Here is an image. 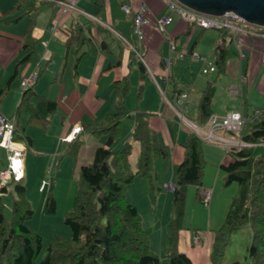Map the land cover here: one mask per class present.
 <instances>
[{"label":"crops","instance_id":"crops-1","mask_svg":"<svg viewBox=\"0 0 264 264\" xmlns=\"http://www.w3.org/2000/svg\"><path fill=\"white\" fill-rule=\"evenodd\" d=\"M145 2L151 17L154 18L163 13L164 8L161 0H145ZM16 4L19 6L14 7ZM53 19H56L57 24L51 28ZM75 26L81 27L85 38L77 48L71 44L66 51L64 42ZM131 31V17L122 11L119 0H78L74 11L65 10L55 0H0V90L4 89L0 93V113L10 117L14 116L15 108L18 106L22 94L20 78L37 70V79L30 89L31 95L28 96V102L35 105L36 95L56 101L53 113L59 114L61 125L53 136L56 151L52 155L55 157L59 152L58 147L61 140L66 141L65 151L67 152L68 140L72 137L73 131L84 124L99 123L109 113L115 111L119 99L115 81H118L117 85L121 86L123 78L126 77L128 89L123 96V103L129 111V116L124 117L130 118L132 125L130 126V137L124 141L131 143V150L137 151L138 156L139 142L131 136L134 124L132 117L135 109L146 112L149 128L156 133L158 140L167 146L168 156L164 160L170 163L174 174L175 167L183 157L181 143L191 131L187 126L179 124L174 110L163 100L162 92L159 89L170 97L175 88L188 87L190 89L187 102L188 111L194 113L193 121L197 122V107L201 90L206 81L213 78L211 77L212 73L200 79H198L199 77L194 79L193 74L196 70L199 71L200 64L189 62L187 58H180L175 59L170 71V79L167 83L164 82L162 61L169 54L168 41L153 25H148L143 29L140 40L133 36V43L141 52L144 66V72L140 74L134 58L135 54L124 41L125 38H122L130 37ZM166 33L173 38L178 48H192L203 55L211 56L215 44L223 43L232 52L225 62L223 72L227 77L224 82V84L226 83L225 88L223 86L222 90L217 89L216 91L215 87L210 104L212 112L222 114L231 109H239L244 113V104L248 103L249 97L247 92L245 93L247 97L244 99L243 92L252 89V86L260 94L264 103V63L260 61L261 52L264 51L263 36L239 33L236 34L235 41L233 39L227 41L228 36L223 39L217 30L189 26L186 21L177 16H173L172 22L166 25ZM236 41L239 42L240 51L245 54V58L240 61V64L236 61ZM25 42H30V48L23 45ZM183 67L189 70L186 83H183ZM240 73L245 77L242 95L241 97L231 96L238 99V102H227L226 85L230 81L239 80ZM12 75L13 77L5 88ZM145 75L147 78H144ZM130 77L133 84H137L133 106L125 104V97L131 85ZM216 80L217 77L215 82ZM139 86H141V90L137 98ZM140 97L143 98V101L140 100ZM128 101L131 99L126 100V103ZM21 111L22 114H20ZM53 113L49 116L48 125L45 128L39 124L31 123L29 121L30 113L24 110V107L20 108L15 117L17 129L14 137L19 135L22 138L21 141L14 138V143L22 147L20 152L22 179L27 173V158L45 153L32 146V135L40 133L27 128L29 125H33L36 126L35 128L47 130ZM19 115L22 116L20 121L17 120ZM173 116L177 125L176 129H173V126L170 127V123H173ZM182 127H185L186 131L181 130ZM86 133L106 134L86 131L81 134L82 141ZM68 134L69 136L65 139L64 137ZM26 135L31 139L30 145L24 141ZM124 141H121L120 138L119 144L111 148H117ZM98 145L100 144L93 146L86 159L92 160L93 151ZM78 149L76 152L79 154ZM46 153L51 154L50 151ZM227 160L228 156H226L225 162ZM75 164L74 162L73 167ZM143 178L145 177H135L127 185L126 194L129 196L126 199L136 206L140 214L149 247L159 253L166 248V223L169 220L171 198L167 192V182H163L162 186L165 189L163 193L158 186V193L152 198L149 182ZM160 179H164V176H159L158 180ZM208 184L209 179L204 180L199 189L209 187ZM216 186L217 180L211 187L214 190ZM215 203L216 197L212 196L209 201L211 212ZM210 218L209 213L207 216L208 225H210ZM200 232L203 233L204 238L199 245H196L191 241L193 233L181 228L178 234V250L185 252L193 264H212L209 259V251L213 231Z\"/></svg>","mask_w":264,"mask_h":264},{"label":"trees","instance_id":"trees-1","mask_svg":"<svg viewBox=\"0 0 264 264\" xmlns=\"http://www.w3.org/2000/svg\"><path fill=\"white\" fill-rule=\"evenodd\" d=\"M16 4L14 7H18ZM12 7V8H14ZM10 8V9H12ZM132 30V24H131ZM227 41L232 39L228 29H216ZM134 34L126 37L132 45ZM80 26L71 29L70 36L65 40L66 51L71 44L75 48L84 40ZM24 46L30 48V42ZM131 49V48H130ZM189 48L188 51H191ZM132 53L135 51L131 49ZM232 52L226 44L217 43L212 49L211 58L214 62L215 76L207 80L201 90L197 107V123L202 124L212 112L210 104L215 92V79L225 70V62ZM133 58V56H132ZM140 74L144 72L141 59L134 56ZM9 78L5 88H7ZM115 81L119 99L115 111L109 113L99 123L84 124L74 132L68 140L67 152L75 156L82 142L83 132H104V142L95 147L92 160L80 164L76 193L73 204L64 216V223L69 226L70 236L54 234L45 248V256L36 261L41 248V236L27 224L32 210L25 197L26 187L22 176L13 179L11 217L6 220L0 202V264H161L160 258L150 250L148 237L142 227L141 217L136 206L125 196L127 185L135 177L147 178L152 189L154 175L151 167L156 157L167 158V146L161 143L156 133L147 124L146 112L135 109L132 121L131 136L139 142L137 165L130 169L129 154L131 143L124 141L117 148H111L118 133L119 123L129 111L123 103V96L128 89L126 77L122 85ZM32 87V86H31ZM31 87L22 90L13 116L21 107L30 113L29 121L47 127L49 116L56 108V101L37 96L35 105L28 102ZM141 86L138 87L137 98ZM178 89L175 88V91ZM4 89L0 90V93ZM261 113L252 116L239 134L246 144L231 145L226 152L228 160L219 167L223 171V184L237 183L236 194L229 201L221 225L213 231L210 244L209 259L212 264L218 262L226 237L236 228L248 224L251 240L247 246V262L233 261L229 264H264V108ZM14 140V137H13ZM26 144H31L29 136L24 137ZM201 142L190 132L183 143V157L177 164L173 174V190L169 208V220L166 223V248L164 249L168 264H193L190 257L178 250V234L182 228L185 190L188 184H195L200 196L201 177L204 159ZM6 184L0 185V192L6 191ZM45 210L53 212L55 200L51 194L46 198ZM191 230V233H196Z\"/></svg>","mask_w":264,"mask_h":264},{"label":"rangeland","instance_id":"rangeland-1","mask_svg":"<svg viewBox=\"0 0 264 264\" xmlns=\"http://www.w3.org/2000/svg\"><path fill=\"white\" fill-rule=\"evenodd\" d=\"M188 71L189 70L186 67L182 68L184 77L183 83H186V79L189 76ZM198 72L199 71L196 70L193 74L194 79L197 77H199L198 79H200L204 76H208L210 73H212L211 77L215 76L214 72H208L204 74H198ZM216 77V91L217 89L222 90L223 86L226 84H224V82L227 80V77L224 75V73H220ZM144 78H147V75H145ZM130 82V90L125 97V104H127V106H133L137 86V84H133L131 77ZM153 88L157 93L154 85ZM142 93L143 91L141 92V95ZM245 93H247L249 97L248 103L244 104L243 111L245 115H250L252 110L254 109L264 108V103L260 97V94H258V92L254 89V86H252V89L243 92L244 99L247 97ZM227 94V102L233 103L234 101H239L238 99L237 101L235 98H232V95H230L228 91ZM128 99H131V101H128L126 103V100ZM140 100L143 101V98L140 97ZM188 110L189 107L187 103L186 116L191 120H194V113H191ZM20 114H22V111L20 112ZM21 117L22 116L19 115L17 117V120H22ZM60 125L61 123L59 114L53 113L50 118V125L47 130H44L42 128H35L36 126L34 127L33 125H29L27 128L28 130L34 129L35 131H38L40 133L32 135V146L37 150L45 152L27 158V173L22 179L23 183L26 186L25 197L28 200L30 208L32 210L31 216L26 219L25 222L33 231L37 232L41 236V248L36 257V261L45 256V248L54 234L70 236L71 231L69 226L64 223V216L73 204L77 188L76 178L78 177V165L90 161L89 159H86L87 154L93 148V146L101 144L106 136V134H84V140L82 141V143H80V147L78 146L79 154L76 152L77 155L75 154V156H71L65 151L66 141L61 140L58 147L59 152H57L54 157L52 153H54L56 150L55 140L53 136ZM131 125L132 122L130 118L124 117L122 119L119 126V133L115 136L111 147H116L117 144H119L118 140H120V138L121 141H124L127 140L126 138L130 137ZM170 127H172L173 129L177 128L174 116L173 123H170ZM181 130L186 131V128L182 127ZM14 138L18 141H21L22 139L19 135H15ZM159 138L162 140L161 137ZM0 148L2 149L0 151V169H2L5 165L8 164V158L6 156V153L4 152L5 149L1 146ZM20 148L22 149V147ZM48 151H50L51 154L46 153ZM201 151L204 159L201 182L209 179L208 185L209 187H211L214 186V183L217 180V186L214 188L212 194L213 197H216V203L213 207V211L211 212L210 205H203L200 202L199 197H197V186L195 184H188L185 190L182 229L189 231H193L196 229V231H203L204 233H207L208 231H214L221 225L229 201L236 194L238 185L235 182L227 185L223 184V171L219 167V164L225 162L227 154L221 145L202 141ZM136 159L137 151L135 152L132 149L129 154L131 170H134L136 168ZM74 162L76 163L75 167H73ZM151 167L155 175V177L153 176L152 178L154 186L152 187V189H150V194L153 198L158 193V186L160 187V191L163 193V191L165 190L162 186L163 182H168L169 180L171 182L173 181V171L171 169L170 163L168 161H165L164 158L161 157L154 158L152 160ZM159 176H164V179L158 180ZM146 179L145 181L147 182L148 180ZM12 180L13 179L8 176L6 183L7 190L0 192V202L6 220H9L11 217L12 199L16 198L15 193L12 192ZM167 192L169 197L172 198V192L170 190H168ZM48 194H51L55 200V209L53 212H47L45 210V204L47 201L46 198ZM125 196L127 198L129 196L126 194V190ZM209 213L211 215L210 225L207 224V216ZM250 240L251 233L248 224H244L236 228L226 237V242L222 247L218 262L222 264H229L233 261L247 262V246ZM150 250L160 258L161 264H168L165 251L156 253L151 248Z\"/></svg>","mask_w":264,"mask_h":264},{"label":"built area","instance_id":"built-area-1","mask_svg":"<svg viewBox=\"0 0 264 264\" xmlns=\"http://www.w3.org/2000/svg\"><path fill=\"white\" fill-rule=\"evenodd\" d=\"M65 10H76V3L78 0H55ZM164 11L157 17H151L150 11L145 0H119L120 8L124 13L131 17L132 31L136 39L140 40L142 37L143 29L148 25H153L164 38L168 41L169 54L163 58L162 65L164 69L163 79L168 82L171 75V68L175 59L187 58L189 62H197L200 64L198 74L210 73L214 71L215 65L211 56L203 55L197 51L185 48H178L175 45L173 38L166 33V25L173 20V16H177L188 23L189 26L199 27L201 29H228L232 34V39L236 40V34L246 33L249 35H258L264 37V26H260L248 22L242 16L233 11H226L218 16L207 15L195 11L177 0H161ZM57 24L56 19L51 22V28ZM123 38V37H122ZM124 41L131 49L135 51L136 56L141 59V52H139L135 45L130 44L126 39ZM237 55L236 61L245 58V54L239 49V42L236 41ZM260 61L264 63V51L261 52ZM38 75L37 70H33L26 76L20 78V87L22 90L28 89L36 81ZM245 77L240 73L239 80L230 81L226 85V90L232 97H241L243 92V83ZM162 92L163 100L174 110V113L179 121V124L187 126L192 133H194L200 140L221 145L225 152L228 151L231 145H244L239 134L243 130L246 121L252 116L261 113V109L252 110L250 115H245L239 109H231L225 113L218 114L211 112L204 123L199 124L190 120L186 116L187 102L189 100V88L179 87L174 91L170 97ZM168 96V97H167ZM78 129V128H77ZM76 129V130H77ZM15 130L14 118L0 113V146L5 149L8 158V164L0 169V185L7 183L8 176L12 179H18L22 176V163H21V148L18 147L13 140ZM69 136L66 135V139ZM168 190H173L171 181L166 183ZM213 189L211 187L200 188V202L208 206L212 197ZM204 235L200 231L192 234L191 241L193 244H200L203 241Z\"/></svg>","mask_w":264,"mask_h":264},{"label":"water","instance_id":"water-1","mask_svg":"<svg viewBox=\"0 0 264 264\" xmlns=\"http://www.w3.org/2000/svg\"><path fill=\"white\" fill-rule=\"evenodd\" d=\"M183 5L211 16L233 11L248 22L264 26V0H177Z\"/></svg>","mask_w":264,"mask_h":264},{"label":"clouds","instance_id":"clouds-1","mask_svg":"<svg viewBox=\"0 0 264 264\" xmlns=\"http://www.w3.org/2000/svg\"><path fill=\"white\" fill-rule=\"evenodd\" d=\"M78 129H79V127H78ZM78 129H77L76 131H73V132H72V135H73V133H74V132H77V131H78Z\"/></svg>","mask_w":264,"mask_h":264}]
</instances>
